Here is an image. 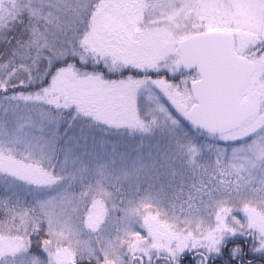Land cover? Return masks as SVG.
I'll list each match as a JSON object with an SVG mask.
<instances>
[{"label": "snow or ice", "instance_id": "obj_1", "mask_svg": "<svg viewBox=\"0 0 264 264\" xmlns=\"http://www.w3.org/2000/svg\"><path fill=\"white\" fill-rule=\"evenodd\" d=\"M0 43V264L264 261V0H0Z\"/></svg>", "mask_w": 264, "mask_h": 264}, {"label": "rangeland", "instance_id": "obj_2", "mask_svg": "<svg viewBox=\"0 0 264 264\" xmlns=\"http://www.w3.org/2000/svg\"><path fill=\"white\" fill-rule=\"evenodd\" d=\"M6 50H7V45H5L3 43H0V53H4V52H6ZM4 58L6 59L7 57L5 56ZM0 195H2V192H0ZM129 195H131V193H129ZM32 250H33L34 253L38 251V249L36 247L35 238H33V249ZM83 264H88V261L87 260L83 261ZM256 264H264V261H261L259 259V257H257Z\"/></svg>", "mask_w": 264, "mask_h": 264}]
</instances>
